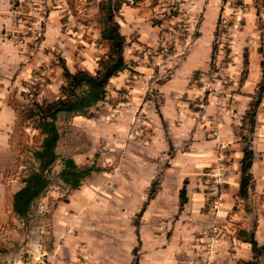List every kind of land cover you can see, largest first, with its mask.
<instances>
[{"label": "crops", "instance_id": "0c3cea01", "mask_svg": "<svg viewBox=\"0 0 264 264\" xmlns=\"http://www.w3.org/2000/svg\"><path fill=\"white\" fill-rule=\"evenodd\" d=\"M15 1L0 0V264H80V253L84 247L93 250L91 244L99 234L95 229L99 226V220L86 218L85 221H79L84 217L73 219L72 214H68L69 211L72 209L78 212L84 210L86 203L83 201L88 200L89 197H91V201H97V198L106 199L109 196L112 212H118L113 216L116 219H113V222L118 221V225L125 223L127 216L121 215L119 212L133 211L146 200L143 197V185L146 184L148 167L143 162L145 160L143 157H133V159L136 158L138 164L133 165L132 160V164L128 165L125 162L122 168L116 167L118 164L116 159H113L114 161L111 159L110 164L114 166L113 170L109 172L110 185L103 191L105 193L103 196L101 193H96L95 190L83 193H81L82 190H75L73 199L59 202L52 219L40 221L37 227L33 228H36V231L31 230L32 227L28 225L27 218H20L13 211L14 217L10 220L7 219V209L12 210L11 199L16 189H13L15 181L13 172L5 165L7 161L4 156L12 154V149L17 147L15 135L26 119L31 120L26 117L31 99L34 98L41 102L38 97H31L26 110L23 109L19 92V78L30 76L29 70L32 67L26 61L30 56L38 58L42 62V67H49L50 62L55 61L49 49L41 51L33 48L30 33H28L25 43H17V37L28 30L29 25L24 15L17 14L13 10ZM86 1L46 0L50 8L48 17L50 28L47 30L49 47L61 52L60 55L65 65L72 72L78 69L92 72L97 66L98 57L96 54L99 50L92 42L93 40L91 39V43L89 42L90 38L85 36V32L89 34V31H85L87 25L84 21L92 20L89 24L94 25L96 21L94 22L92 14L94 12L99 14L101 26L92 35L98 38L103 26L104 13L99 6L103 0H91L95 6H87ZM125 1L127 2H123L119 11L115 13L121 33L125 36L124 57L125 59L131 58L127 57L125 52L130 43L129 37L134 34L137 43L131 44L129 50H143V55L146 57V54L147 56L149 54L152 61L147 62L146 57L141 59L139 65L132 66L126 59L131 69L124 70L111 78L112 89L105 100L99 104V110L98 108L91 109V111H101L102 114L116 120L112 123V129L123 133V136H128L123 141H121V137L114 140L112 148L115 150L119 148V145H122L124 149L131 148L133 145V147H139L138 144L140 147H146L145 144L149 142L148 140L133 141L130 138L135 133L147 136L153 131L156 132V137L150 142H156L155 148L157 146L164 147L162 141L157 137L159 132L164 133L165 126L168 132H172L174 135L175 129L181 128L180 123L189 116V108L185 99L195 92L196 72L222 57L223 49L222 43H220L223 40L222 28H225V24L236 16L241 19L240 42L245 48V53L244 55L237 53L235 60L231 62L228 68L231 84L224 92L229 111H237L242 119L244 115L248 118L249 110L254 113V124L249 131L251 134L249 145L253 150V159L250 169L251 181L247 188L246 199L240 195V197L235 196L236 201L233 198V194L238 193L240 159L245 143L243 138L245 130L242 129L241 133L237 127L234 128L227 115L224 116L223 123L219 124V136L216 139L202 140V134L208 130L209 126H206L207 128L202 126L196 131L200 139L198 142L194 139L191 146L198 151L196 156L189 155L188 163H186L192 164L191 161H193L199 166H205L206 169L211 167L210 171L212 172H218L219 162L212 156L210 147L218 142L225 149L226 161H223L225 182L218 210V220L222 221L220 225L224 231L217 246L220 253L216 258L217 264H228V261L230 263L231 258L227 256L229 258L227 259L224 253H228V245L233 243V247H231L234 250L233 257H236V262L239 264L240 260L251 257L250 243L239 239L237 233L232 236L233 242L231 243L227 237L224 238V232L234 231L235 223L236 226L237 223L238 225L240 223L243 230L249 231L250 224L247 217L246 220L239 219L246 214L242 206L245 201L248 204L251 203L253 213H255V219L251 224L254 226V237L258 244L264 242V87L259 89L262 77L261 60L264 59V42L261 44L259 39L260 25L258 24L257 9L259 4L255 3V0H243L241 10L234 0ZM201 5H203L201 20L197 26L194 40L187 48L186 55L183 58H178L179 61L162 58L157 52L155 44L174 24L184 20L190 24L188 18L190 10L199 9ZM67 7L74 10L75 22L58 31L61 26L67 25L63 18L64 10ZM207 17L208 21H205ZM153 19H156V22H152ZM203 31H206L205 34ZM181 33L179 31L180 36ZM23 60L25 65L20 71V62ZM20 72L22 73L20 74ZM61 73V64L55 65V77L58 78L59 85L64 81ZM257 100V105L252 107ZM147 103H151V105L147 106ZM64 116L80 117L77 114ZM153 152L154 150L151 151V153ZM145 154L141 156H145ZM73 158L76 161V158ZM76 163L78 164L77 161ZM195 186L198 188L202 186L201 179L196 178V181L192 180L189 184L186 180V211L191 210L192 217L196 219L197 224L194 225V228L206 229L214 224L210 225L203 218L201 210L204 195L201 190H193ZM235 206L238 208L237 211L233 210ZM91 207L96 208L94 203ZM190 226L188 228H191ZM220 231L222 232L221 228ZM187 232L189 231L187 230L184 235ZM180 235L179 230L174 231L165 250L161 248V256L158 255L160 250L157 249V245H162L163 239L153 237L143 239L145 246L152 251L149 255L151 258L144 260V262L147 261L145 264H170L173 260L170 253ZM191 238H193L192 235H186V241H190ZM135 240L137 242L136 236ZM139 240L141 242L142 239L139 237ZM191 243L193 244V241ZM261 256L258 264H260Z\"/></svg>", "mask_w": 264, "mask_h": 264}, {"label": "rangeland", "instance_id": "374dc122", "mask_svg": "<svg viewBox=\"0 0 264 264\" xmlns=\"http://www.w3.org/2000/svg\"><path fill=\"white\" fill-rule=\"evenodd\" d=\"M239 7L243 8V0H234ZM259 4L258 9V24L260 25V41L261 44L264 42V0H255V3ZM45 6L50 12L49 5L44 0ZM87 6H95L91 3V0L86 1ZM15 5V3H14ZM13 5V6H14ZM94 15V25H90V21H84L87 25L85 31H89V34L85 32V36L93 40L96 48L99 50L96 56L99 58L103 57L108 51V44L105 41L95 38L92 36L97 28L101 26V19L99 14L95 12ZM23 17V16H22ZM25 17V16H24ZM65 23L67 25L61 26L64 28L75 22V13L74 10L70 7H67L64 10ZM26 20L27 17H26ZM201 20V19H200ZM29 21V20H28ZM27 24L29 25V22ZM205 21H208V17ZM152 22H156V19H153ZM49 23V22H48ZM177 24V23H176ZM174 24L172 27H174ZM180 24L187 26L188 22L186 20L181 21ZM233 24H236V28H231ZM48 25L45 28L44 43L45 47L40 48L41 51H50L54 56L55 61L50 62L49 67H42L41 61L38 58L30 56L29 63L31 64L29 73L30 76H23L19 78V92L21 96V102L23 109L26 110L30 98L38 97L39 101L42 99H52L58 95V78L55 77V65L61 64V55L57 49H52L49 47L47 41V30L50 28ZM169 29V28H168ZM167 29V31H168ZM222 57L216 61L209 63L205 68H201L196 72L195 92L187 99H185L186 105L189 108V116L183 122L180 123L179 129H175L174 135L172 132H168V129L165 128V132H159L157 136L160 141H162L163 148H160L155 143L150 142L156 137V132H150V135L135 133L132 138L133 141H140L141 139L148 140L149 142L145 144L146 147H133L124 149V147L119 145L118 149H113L114 140L121 137V141L127 139V135L123 136V133H118L116 129H112L116 120L111 119L108 115L102 114V112L90 111L88 115L75 116H64L61 115L58 120L60 127V140L57 146V152L60 156H73L76 158V161L79 165H94L98 170L94 171L91 176L84 182V184L79 189L81 193L88 190H95L97 193H101L102 196L105 194L103 191L107 189V186L110 185L109 177L113 166L110 164L111 159H116V167L122 168L125 162L128 165L133 160V165H137L138 162L133 157H143L145 160L146 166L148 167V174L146 178V184L143 185L144 190V200L146 199L149 191L150 184L153 180L156 181V192L154 197L148 201L146 204L145 210L138 216L140 209L142 207L139 205L135 210L128 212H119L121 215H126L127 219L125 223L118 225V221L113 222V219L116 220L113 216L118 212L114 213L113 208L110 206L109 196L104 195L106 199L100 198L97 201H91V197L88 200L83 201L86 203L84 205L85 209L81 211H75L74 209L70 210L68 214H72V218L80 219L79 221H85L87 219H98L99 226L95 228L99 234L94 240L93 250L90 248L84 247L80 253V264H133L134 254L131 249L137 242L135 240V226L134 221L138 219V235L141 242L138 245L136 255L138 257V264H145L144 260L150 259L149 256L152 251L145 246L143 239L150 237L163 239L164 243L157 245V249L160 250L158 255L161 256V248L165 250L166 244L170 243L171 237L173 236L174 231H180L181 235L176 239L177 242L173 247V251L170 253V257H173V260L170 264H217V255L220 253L218 251V245L220 243V238L223 234L224 228L221 227L220 223L222 221L218 220L219 217V205L222 200V192L217 204V207L210 213L209 205L212 203L213 198L210 194V184L211 179L207 176V173H210V168L206 169L205 166H199L193 161L192 164L188 163V156H196L198 149H195L191 146L194 139L198 142L200 136L196 133L198 129L202 126L207 128L202 134V140H209L212 138H217L219 136L220 123H223L224 116L227 115L230 118L231 125L242 133V129L245 130L243 138L245 143H249L251 140V124L248 118L244 115V118H240L238 112L235 110H230L228 103L225 98V90L227 86L231 84V79L229 77L228 68L231 65V62L235 60L237 53H245V48L240 42L242 34L241 19L236 17L230 22L225 24V28H222ZM182 31H180L181 33ZM206 32V31H205ZM203 31V34H205ZM196 33V32H195ZM195 36V35H194ZM192 37L191 42L194 40ZM92 37V38H91ZM129 46L126 47L125 55L131 58H126L132 66L139 65L141 59L146 58L147 62H151L152 59L149 57V54L146 57L143 55V50H129L131 44L137 43L136 36L133 34L130 37ZM167 38L174 40L175 47L177 51L169 49L172 53L171 56L165 55L161 52V47ZM185 38L182 34L180 36L179 30L171 36L166 32L165 36L160 39L157 44H155L157 52H159L162 58H167L170 60L179 61L178 58H183L187 53V48L184 49L181 45V39ZM177 39H179L177 41ZM91 42V43H92ZM190 42V43H191ZM159 46H161L159 48ZM189 46V45H188ZM180 48V49H178ZM182 50V53L180 52ZM181 53V54H180ZM135 57H132V55ZM23 65H25L24 60L20 62L19 70H22ZM222 69L226 76L224 78H219L217 72ZM209 70L210 76L209 85H206L200 79V71ZM22 72H20L21 74ZM215 76V77H213ZM214 78V79H213ZM112 89V88H111ZM110 89V90H111ZM99 107H96V109ZM94 113V115H92ZM104 116V117H102ZM25 118V117H24ZM179 126V123L177 127ZM213 131H216L218 134L214 135ZM196 133V134H195ZM17 139V147L12 149L11 155H5V165L13 172L14 175V185L13 189H18L22 185V179L27 175V173L35 166V161L32 156V151L38 148L41 135L37 129L32 125V121L26 119L25 123L22 124L19 132L15 135ZM123 137V138H122ZM144 144V143H143ZM221 144L216 142V144L210 147L211 154L215 157V152L222 151L224 160L226 161L225 149L222 148ZM154 150L153 153L151 151ZM144 153L145 156H141ZM126 157V159H124ZM132 158V159H131ZM216 159V158H215ZM114 161V160H113ZM136 161V162H134ZM131 163V164H132ZM127 165V164H126ZM220 166V165H218ZM60 168V162L57 161L52 169V182L50 186L46 189L41 197H39L32 206V210L27 217L28 225L32 227L31 230H37L34 227H37L40 221H50L52 219L53 213L56 210V206L59 202L69 201L73 199V194L76 193L75 190H68L66 187L62 186L60 181L56 177V172ZM196 178L201 179L202 186L200 188L194 187L193 190H201L204 195V202L202 207V216L206 219V222L211 224L206 229H197L194 228V225L197 224L196 219L192 217L191 210L186 211L187 206L184 204L182 209L179 211V195L178 188L182 185L184 179L187 180L189 184L192 180L196 181ZM224 185V184H223ZM222 188H224L222 186ZM222 191V189H221ZM11 193V192H10ZM79 193V192H78ZM82 195V194H81ZM239 196L237 192L233 194V198L236 201L235 196ZM9 196V195H8ZM90 196V195H89ZM240 197V196H239ZM95 198V196H93ZM246 199V198H244ZM82 200V198H80ZM143 200V201H144ZM95 205L96 208H92L91 205ZM143 203V202H142ZM236 204V202H235ZM246 214L243 215L242 220H246L250 224L249 231L254 232L253 221L255 219V213L252 209L251 203H246L242 205ZM83 208V207H82ZM235 211L238 208L233 207ZM253 208H255L253 206ZM7 219L14 217L12 210L7 209ZM251 213V214H248ZM87 215V216H86ZM211 215L214 217V220H211ZM257 216V215H256ZM244 218V219H243ZM220 221V222H219ZM205 223V222H204ZM191 225V226H190ZM191 228H188V227ZM220 228L222 232L220 231ZM234 231L224 232V238H228L232 243V236L234 233H238L243 227L239 223L233 225ZM94 229V230H95ZM41 230V229H39ZM192 235L190 241H186V233ZM33 234V232H32ZM193 241V244L191 243ZM228 241V242H229ZM233 244V243H232ZM232 244L228 245V253L224 255L231 258L230 263L228 264H237L236 257H233L234 250ZM135 245V246H136ZM27 255V254H26ZM232 255V256H231ZM225 258V259H226ZM227 258V259H229ZM260 264H264V255L260 258Z\"/></svg>", "mask_w": 264, "mask_h": 264}, {"label": "trees", "instance_id": "16d2710c", "mask_svg": "<svg viewBox=\"0 0 264 264\" xmlns=\"http://www.w3.org/2000/svg\"><path fill=\"white\" fill-rule=\"evenodd\" d=\"M133 2L139 0H132ZM125 0H103L100 9L104 13L103 26L99 32V38L107 42L108 52L104 57L97 60L96 68L90 72L85 69L70 71L61 60L63 83L58 86V95L52 99H45L41 102L31 99L30 107L26 111V117L31 119L33 127L41 135L38 148L32 151L35 166L30 169L22 179V185L12 194V211L20 218H27L32 210L35 201L43 195L52 182V169L57 161L60 168L56 172V177L61 185L68 190H78L91 174L98 170L94 165L80 166L73 157L60 156L56 147L60 138L58 118L60 115H88L91 109L99 106L103 102L112 88L111 78L117 76L124 70H129L130 64L124 57L126 46L125 36L121 33L120 25L115 19V13L119 11ZM214 49V47H213ZM262 77L259 89L264 87V59L261 60ZM258 100L252 107L257 105ZM251 107V108H252ZM251 128L254 124V113L247 112ZM253 150L249 143H244L242 147V157L240 159V178L238 184V194L242 198L247 197V188L251 181V165ZM156 181L150 184L148 195L143 202L138 216L145 210L146 204L152 199L156 192ZM186 180L179 190V207L186 203ZM138 219H135V233L137 235V245L133 247V264H138L136 251L140 243L138 235ZM237 237L250 243L251 257L240 260L239 264H258L259 257L264 253V242L258 244L253 231L239 230Z\"/></svg>", "mask_w": 264, "mask_h": 264}, {"label": "built area", "instance_id": "2783aa9c", "mask_svg": "<svg viewBox=\"0 0 264 264\" xmlns=\"http://www.w3.org/2000/svg\"><path fill=\"white\" fill-rule=\"evenodd\" d=\"M13 10L17 14L24 15L27 17V20L29 22L28 30L22 32L20 36L17 37L16 41L19 44H23L26 42L28 38V33L31 35V44L33 48L40 49L44 48L46 45L44 43V36H45V28L49 25L48 23V17H49V11L45 6L44 0H16L15 5L13 7ZM203 5L199 9H191L188 15L189 23L187 26H183L180 23H177L174 27H171L168 29L167 33L169 36H171L173 33L175 34L178 30L182 31V35L185 37L181 39V45L184 49L188 47L190 44L192 37L195 35L197 26L200 22L201 15H202ZM237 19L238 16H236ZM237 25L233 24L231 28H236ZM175 41L171 40V38H167L165 42L163 43L161 47V52L165 55L171 56V52L169 49L172 47V49L177 51V47H175ZM180 49V48H178ZM182 53V50H180ZM180 53V54H181ZM27 62L30 61L29 58L26 60ZM200 79L202 82L206 85H209L211 82L209 81L210 71L209 70H202L199 73ZM219 78H224L226 76V72L222 69H220L217 72V75ZM215 77V76H213ZM214 79V78H213ZM151 103H147V106H150ZM213 134L216 135L217 132L213 131ZM215 158L219 162L218 166V172H212L207 173V176L211 179V184L209 187L211 197L213 198L212 203L209 205L210 213L214 211V209L217 207L221 189L224 184L225 179V165L223 164L224 156L222 151L215 152ZM211 220H214V217L211 215Z\"/></svg>", "mask_w": 264, "mask_h": 264}]
</instances>
